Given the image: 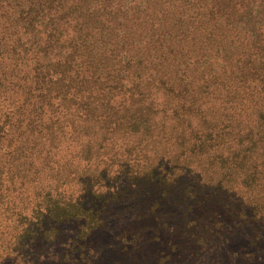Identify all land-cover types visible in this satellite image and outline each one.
I'll use <instances>...</instances> for the list:
<instances>
[{
	"label": "trees",
	"instance_id": "trees-1",
	"mask_svg": "<svg viewBox=\"0 0 264 264\" xmlns=\"http://www.w3.org/2000/svg\"><path fill=\"white\" fill-rule=\"evenodd\" d=\"M149 35L155 66L92 64L0 116V264H46L27 245L48 220L80 229L49 264H264V65L177 78L183 50Z\"/></svg>",
	"mask_w": 264,
	"mask_h": 264
},
{
	"label": "rangeland",
	"instance_id": "rangeland-1",
	"mask_svg": "<svg viewBox=\"0 0 264 264\" xmlns=\"http://www.w3.org/2000/svg\"><path fill=\"white\" fill-rule=\"evenodd\" d=\"M219 2L221 11L230 15L227 18L234 24L231 20L228 24L223 19L226 16L220 20V12L214 13ZM152 30L165 33V43L171 44L163 51L183 50L172 64L177 78L186 69L195 77L207 69L212 74L222 63L225 73L237 72L245 52L257 60L256 66L264 65V0H0L1 118L33 101L42 102L37 97L40 88L50 87L55 79L58 84L60 75L67 80L92 64L110 73L131 66L138 70L155 66L151 56H156L159 49L152 42H142V47L139 40L152 39ZM131 39L133 43L129 44ZM187 51L194 58L192 62L185 57ZM164 57L161 62H165ZM238 81L240 77L235 86H239ZM92 202L86 197L82 208H89ZM78 209L54 208L52 215H76L82 212ZM162 222L158 221V227ZM79 230V223L73 220H48L36 233V247L27 246L40 250L39 256L45 259L38 263L44 260L49 264L57 253L70 254Z\"/></svg>",
	"mask_w": 264,
	"mask_h": 264
}]
</instances>
